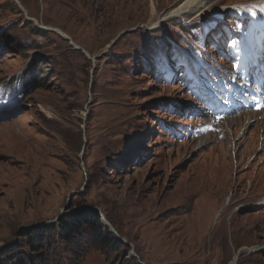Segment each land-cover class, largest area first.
<instances>
[{
	"label": "rangeland",
	"instance_id": "374dc122",
	"mask_svg": "<svg viewBox=\"0 0 264 264\" xmlns=\"http://www.w3.org/2000/svg\"><path fill=\"white\" fill-rule=\"evenodd\" d=\"M20 2L26 13L0 0V249L51 226L82 195L110 216L136 263L227 264L239 249L234 264H264V251L244 250L264 244V113L216 118L183 70L192 62L230 97L222 81L235 86L231 62L264 25V0H211L158 26L183 0ZM179 25L206 37L182 45ZM32 68L42 84L29 83ZM77 264L107 263L86 249Z\"/></svg>",
	"mask_w": 264,
	"mask_h": 264
},
{
	"label": "trees",
	"instance_id": "16d2710c",
	"mask_svg": "<svg viewBox=\"0 0 264 264\" xmlns=\"http://www.w3.org/2000/svg\"><path fill=\"white\" fill-rule=\"evenodd\" d=\"M193 28L189 25H179V29L188 41H198L202 33H199L198 38H190L189 32ZM37 32L39 31L37 30ZM178 42L187 45L183 38L178 39ZM167 43L169 45V42ZM3 44H7V42L0 38V47ZM170 47L173 50H178L172 43ZM120 58L124 62L126 57L118 59ZM128 62H131V59ZM88 63L90 64L89 61ZM33 71L31 74L35 75L37 83L42 84L44 79L40 75L34 74ZM159 74L162 73L159 71ZM127 76L129 77V75ZM91 114L90 111L86 120L90 118ZM82 143V137L78 135L77 144L81 146ZM90 184L91 177L88 176L87 183L83 186V190H85L83 195L88 191ZM74 197H68L67 209L72 207L76 209L58 216L51 226L29 227L13 234L11 236L14 240L13 244H7L0 249V264H77L80 254L86 249L96 251L107 264H137L134 258H126L128 247L102 232L98 217L95 212L90 210L93 205L86 206L82 195H76L81 198L78 201H73ZM101 212L117 235L123 237L118 227L112 223L110 216L104 210ZM256 253L261 255L259 251Z\"/></svg>",
	"mask_w": 264,
	"mask_h": 264
},
{
	"label": "bare ground",
	"instance_id": "6f19581e",
	"mask_svg": "<svg viewBox=\"0 0 264 264\" xmlns=\"http://www.w3.org/2000/svg\"><path fill=\"white\" fill-rule=\"evenodd\" d=\"M209 0H183V2H181L180 5H177L172 11H170L167 15L163 16L161 21L162 22L163 20L164 21H171L173 19H183V18H189L190 16H194L196 13H200V9L202 8L203 4L205 5ZM211 1V0H210ZM209 1V2H210ZM208 2V3H209ZM154 8V7H153ZM154 11V9H153ZM159 20V19H158ZM74 45V44H73ZM74 47L76 48V45H74ZM255 119L254 116L252 115H249L247 116V119H245V126L246 128L248 127L246 124L248 122H253V120ZM243 120H239L238 122V125H241V122ZM237 123V122H236ZM232 124H235V123H232ZM244 128V127H243ZM264 203V201H263ZM262 204V203H261ZM110 231H112V228L111 230L105 225L103 224V232L105 233H110ZM255 248V247H254ZM253 248V249H254ZM244 249V248H243ZM252 249V250H253ZM242 250V249H241ZM245 252L248 251L247 248L244 249ZM233 257H234V254L231 256L230 260L227 262V264H231L232 261H233Z\"/></svg>",
	"mask_w": 264,
	"mask_h": 264
},
{
	"label": "water",
	"instance_id": "95a60500",
	"mask_svg": "<svg viewBox=\"0 0 264 264\" xmlns=\"http://www.w3.org/2000/svg\"><path fill=\"white\" fill-rule=\"evenodd\" d=\"M67 40H68V38H67ZM71 46L74 47V45H73L72 42H71ZM74 48H75V47H74ZM75 49H76V50H81L79 47H76ZM83 54L89 59V57L85 54V52H83ZM84 142H85V141H84ZM80 157H81V155H80ZM80 157H79V158H80ZM65 206H66V205H65ZM90 208H91L92 211L95 212L96 216L98 217L100 225L103 227V224H105V225L111 230L112 227H111L110 224L104 219V217H103L102 214L100 213L99 209H97V208H95V207H90ZM110 233H111V236H112L115 240L121 242L124 246L128 247L129 251H128L127 255H128L129 257H135L134 254H133V251H132V245H131V244L127 243L126 240L123 239L122 237H119V236L115 233V231H114L113 229H112V231H110ZM248 249H249V248H248ZM248 249H247V250H248ZM249 250H250V249H249ZM250 251H251V250H250ZM239 252H240L239 249L235 251V253H234V257H233V261H232L231 264H234V261L236 260V257H237V255H238ZM138 264H142V263H141V262H138Z\"/></svg>",
	"mask_w": 264,
	"mask_h": 264
}]
</instances>
